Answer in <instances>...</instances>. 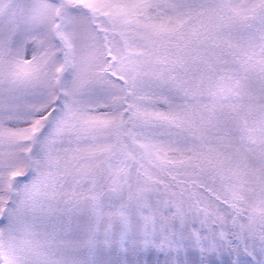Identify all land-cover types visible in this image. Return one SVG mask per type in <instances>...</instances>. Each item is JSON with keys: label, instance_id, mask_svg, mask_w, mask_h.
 <instances>
[{"label": "snow or ice", "instance_id": "6c2138e0", "mask_svg": "<svg viewBox=\"0 0 264 264\" xmlns=\"http://www.w3.org/2000/svg\"><path fill=\"white\" fill-rule=\"evenodd\" d=\"M0 264H264V0H0Z\"/></svg>", "mask_w": 264, "mask_h": 264}]
</instances>
